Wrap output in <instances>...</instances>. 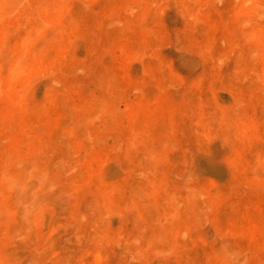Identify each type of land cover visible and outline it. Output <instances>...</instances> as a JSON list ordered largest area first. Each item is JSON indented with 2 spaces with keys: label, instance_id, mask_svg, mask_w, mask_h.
I'll return each mask as SVG.
<instances>
[{
  "label": "rangeland",
  "instance_id": "1",
  "mask_svg": "<svg viewBox=\"0 0 264 264\" xmlns=\"http://www.w3.org/2000/svg\"><path fill=\"white\" fill-rule=\"evenodd\" d=\"M0 264H264V0H0Z\"/></svg>",
  "mask_w": 264,
  "mask_h": 264
}]
</instances>
